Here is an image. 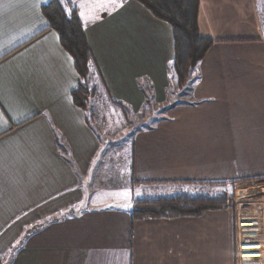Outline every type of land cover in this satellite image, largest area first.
<instances>
[{
    "label": "crops",
    "instance_id": "obj_1",
    "mask_svg": "<svg viewBox=\"0 0 264 264\" xmlns=\"http://www.w3.org/2000/svg\"><path fill=\"white\" fill-rule=\"evenodd\" d=\"M48 1L0 0V264H264L261 0H197L213 43L179 97L167 23L134 0H77L99 74L87 112ZM106 105L154 124L95 130ZM189 187L231 190L233 208L131 220L133 198Z\"/></svg>",
    "mask_w": 264,
    "mask_h": 264
},
{
    "label": "trees",
    "instance_id": "obj_2",
    "mask_svg": "<svg viewBox=\"0 0 264 264\" xmlns=\"http://www.w3.org/2000/svg\"><path fill=\"white\" fill-rule=\"evenodd\" d=\"M134 1L142 5L153 17L170 26L174 58L169 68V77L178 91H182L178 97L188 95L195 80L194 70L213 43L210 39L201 37L198 32V1ZM261 2L259 15L264 33V0ZM67 7L71 8L70 14L65 11L66 5L62 0H49L41 6V13L47 21L48 28L57 34L62 49L71 58L79 77L76 88L71 92L72 101L82 111L87 112L90 110L91 99L97 94L94 81L99 74L86 42L79 11L75 4ZM179 104L180 102H176L173 105ZM131 184L136 185L138 182L132 181ZM233 205L234 197L232 191L228 189L213 194L202 190H183L171 195L133 198L129 215L133 221L149 218L198 217L206 211L224 210L233 208Z\"/></svg>",
    "mask_w": 264,
    "mask_h": 264
},
{
    "label": "rangeland",
    "instance_id": "obj_3",
    "mask_svg": "<svg viewBox=\"0 0 264 264\" xmlns=\"http://www.w3.org/2000/svg\"><path fill=\"white\" fill-rule=\"evenodd\" d=\"M176 92V91H175ZM180 92H182L181 90L178 92V93H180ZM189 95V94H188ZM175 96H170V101L172 102L175 98H174ZM183 98V97H182ZM182 98H180V99H182ZM185 100V99H184ZM103 107H105V110L106 111H104V109L102 110V111H99V112H97L96 110V115L94 116V118H92V126H93V128L95 129V130H103L104 132H105V129L107 130V131H109V133L111 132L112 134L115 132V130H119V129H123V130H131V129H133V130H135L136 129V127H140V129H146L147 128V126H149V125H151V124H154V121H153V119H151V118H148L147 116L148 115H146V117H147V119H142V118H140V120H134V123H133V121L132 120H129V121H127L126 119H124V115H123V112L122 111H120L119 109H117V108H114V107H110L109 105H106V106H103ZM93 108H97V106L95 105V106H93ZM162 117H166V115L165 114H163V116ZM132 124V125H134V126H130V125ZM112 131H114V132H112ZM125 132V131H124ZM121 134V133H120ZM123 134V133H122ZM103 136V135H102ZM108 136V135H107ZM103 138L105 139V136H103ZM123 138H124V136H122V137H117V136H114V137H110V136H108V141H111V140H113L114 142H121V141H123ZM126 138V137H125ZM117 140V141H116ZM113 142V143H114ZM122 143V142H121ZM114 145H115V147L116 148H114V152H115V154L113 153V155H112V162L113 163H115V164H117V161H118V157L116 156V155H119V146H117L118 144H115L114 143ZM116 152H118L117 154H116ZM110 153V152H109ZM124 166H126V164H124ZM124 170V173L125 174H127L128 173V171H126L125 169H123ZM200 188V189H199ZM199 188H194V189H192V188H190L189 187V190H198V191H204V192H206V193H208V194H213V193H215V192H217V191H220V190H223V188L222 187H213V189H209V190H207V189H205V188H201V187H199ZM224 189H226V188H224ZM261 202L258 200L257 202H256V204L254 203L253 205H251V207H253V208H257V209H260V208H262V206H261V204H260ZM249 207V206H248ZM256 210V209H255ZM254 210V211H255ZM257 211V210H256ZM255 211V212H256ZM258 213H260V211H257V214Z\"/></svg>",
    "mask_w": 264,
    "mask_h": 264
},
{
    "label": "snow or ice",
    "instance_id": "obj_4",
    "mask_svg": "<svg viewBox=\"0 0 264 264\" xmlns=\"http://www.w3.org/2000/svg\"><path fill=\"white\" fill-rule=\"evenodd\" d=\"M62 2L65 3L66 5L65 11L68 12L69 14L71 13V8L67 7V5L76 3L77 10H79L80 6H79V3H77V0H62ZM90 2L93 3L94 5L98 4L99 10H103L107 4L109 3L114 4L116 0H90ZM81 18H83V15L81 16ZM3 126H4V122L0 120V127H3ZM127 206H130V204Z\"/></svg>",
    "mask_w": 264,
    "mask_h": 264
}]
</instances>
